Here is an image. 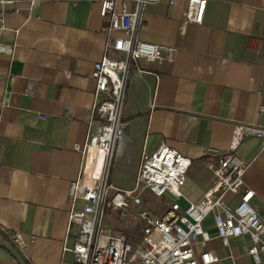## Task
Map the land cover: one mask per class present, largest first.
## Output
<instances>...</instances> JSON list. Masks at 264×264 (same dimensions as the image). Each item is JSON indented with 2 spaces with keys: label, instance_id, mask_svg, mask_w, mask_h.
<instances>
[{
  "label": "crops",
  "instance_id": "0c3cea01",
  "mask_svg": "<svg viewBox=\"0 0 264 264\" xmlns=\"http://www.w3.org/2000/svg\"><path fill=\"white\" fill-rule=\"evenodd\" d=\"M7 1L0 45L14 53L0 54V238L11 243L21 233L28 264H74L75 255L64 250L66 237L71 246L78 231L67 232L69 191L88 167L74 147L87 139L93 65L106 53L110 20L95 0ZM32 1L40 4L31 7ZM186 7L187 0L146 7L141 39L177 52L173 62L133 67L128 126L111 182L132 191L143 152L165 142L191 159L184 193L198 202L213 183L207 151L227 152L235 124L264 127V0H210L203 24L183 28ZM263 144L248 138L237 155L248 165L245 187L255 192L253 205L264 219ZM205 225L214 237L206 248L220 258L217 264H255L249 236L225 246L213 220ZM0 264L19 263L0 246Z\"/></svg>",
  "mask_w": 264,
  "mask_h": 264
},
{
  "label": "built area",
  "instance_id": "2783aa9c",
  "mask_svg": "<svg viewBox=\"0 0 264 264\" xmlns=\"http://www.w3.org/2000/svg\"><path fill=\"white\" fill-rule=\"evenodd\" d=\"M95 1L101 5V16L110 20L104 27L108 42L105 55L93 65L95 101L87 139L84 145L74 147L82 153L88 167L70 187L67 232L73 226H78V231L71 246L67 245L66 237L64 250L75 255L74 264H217L220 258L206 248L214 238L205 225L211 218L215 238L223 245H229L232 238L249 236L252 244L248 255L255 264H264V219L253 205L255 192L245 187L248 165L237 155L239 146L248 138H258L264 143V127L235 124L227 152L207 151L211 155L207 168L213 174V183L198 202L190 201L184 193L191 159L165 142L152 153L143 152L132 191L121 190L111 182L116 149L128 126L124 116L133 67L141 61L173 62L177 49L140 37L146 7L162 0ZM209 1L187 0L182 27L202 25ZM175 2L170 0L171 5ZM7 4V0H0V32L6 29ZM39 4L32 1L31 7ZM114 33L121 35L114 37ZM4 53L11 55L14 48L0 45V54ZM138 73L144 71L139 69ZM144 190L168 201L163 218L144 208ZM182 201L187 202L186 207ZM110 212H117L120 221L143 222L140 240L133 243L125 233L107 225L106 216ZM9 240L26 260L25 237L15 233ZM196 246L203 251L197 253Z\"/></svg>",
  "mask_w": 264,
  "mask_h": 264
},
{
  "label": "rangeland",
  "instance_id": "374dc122",
  "mask_svg": "<svg viewBox=\"0 0 264 264\" xmlns=\"http://www.w3.org/2000/svg\"><path fill=\"white\" fill-rule=\"evenodd\" d=\"M131 172L129 173L128 181H132ZM144 198V208L151 211L153 214L159 218H163L168 210V201L158 199L154 197L149 191H143ZM106 224L113 226L115 229L125 233L127 238L135 243L138 242L142 235V229L144 228V223L139 220L129 219L127 221H120L118 219L117 212H110L106 216Z\"/></svg>",
  "mask_w": 264,
  "mask_h": 264
},
{
  "label": "water",
  "instance_id": "95a60500",
  "mask_svg": "<svg viewBox=\"0 0 264 264\" xmlns=\"http://www.w3.org/2000/svg\"><path fill=\"white\" fill-rule=\"evenodd\" d=\"M0 246L4 247L7 251H9L12 256L18 261L19 264H28L24 257L10 242L0 238Z\"/></svg>",
  "mask_w": 264,
  "mask_h": 264
},
{
  "label": "bare ground",
  "instance_id": "6f19581e",
  "mask_svg": "<svg viewBox=\"0 0 264 264\" xmlns=\"http://www.w3.org/2000/svg\"><path fill=\"white\" fill-rule=\"evenodd\" d=\"M103 157V155H101V158Z\"/></svg>",
  "mask_w": 264,
  "mask_h": 264
}]
</instances>
